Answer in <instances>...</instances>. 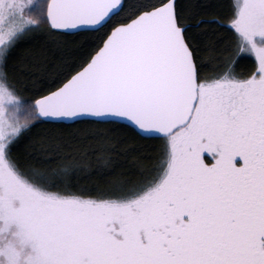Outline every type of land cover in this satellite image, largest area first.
<instances>
[{
  "label": "snow or ice",
  "instance_id": "1",
  "mask_svg": "<svg viewBox=\"0 0 264 264\" xmlns=\"http://www.w3.org/2000/svg\"><path fill=\"white\" fill-rule=\"evenodd\" d=\"M33 4L0 0V264H264V0H239L229 25L188 24L175 0H44L26 17ZM206 23L234 29L248 75L202 73L191 30ZM113 24L19 124L8 66L23 37ZM29 117L126 119L164 139V167L105 195L69 191L12 156Z\"/></svg>",
  "mask_w": 264,
  "mask_h": 264
},
{
  "label": "trees",
  "instance_id": "2",
  "mask_svg": "<svg viewBox=\"0 0 264 264\" xmlns=\"http://www.w3.org/2000/svg\"><path fill=\"white\" fill-rule=\"evenodd\" d=\"M233 2L234 0H177L176 5L188 24L195 25L200 20H219L224 25H229L235 9ZM43 3L44 0H34L31 9L26 11L28 14H39ZM124 3L131 6L136 0H124ZM112 26L114 24L98 30L64 35L65 40L76 43L70 45L72 53L64 61L67 64L58 69H52L46 63L53 61L52 56L43 59L42 52L46 50L35 43L37 37H23L8 66L9 76L13 78L17 89L15 93L22 100L23 117L32 112L30 98L46 94L70 78L69 74L85 61ZM191 32L199 49L202 73L215 78L218 72H226L231 68L233 74L243 77L252 71L255 58L250 54L240 58L239 47L242 45H239L238 36L231 27L206 23L200 28H193ZM50 72H56L62 78L50 84ZM21 77L26 79L27 84ZM43 83H47V86L42 85ZM41 86L44 87L37 88ZM29 125L30 129L22 130L23 136L13 147L12 156L35 170L55 174L62 182L61 187L91 196L114 191L113 184L110 183L116 178L124 182L130 179V166L127 164L131 162L133 165L132 157L138 155L139 150L147 147L148 143L157 142L158 149H161V138L143 137L130 126L116 121L82 120L72 124H54L48 121L36 123L29 117Z\"/></svg>",
  "mask_w": 264,
  "mask_h": 264
},
{
  "label": "rangeland",
  "instance_id": "3",
  "mask_svg": "<svg viewBox=\"0 0 264 264\" xmlns=\"http://www.w3.org/2000/svg\"><path fill=\"white\" fill-rule=\"evenodd\" d=\"M237 3H239V0H234L233 2L234 7ZM27 11L25 10L26 17L29 15ZM64 35L65 34L50 36L44 30H40V31L30 30L28 34L25 35L24 37H27V38L37 37V40L35 43H38L40 46H42L46 50V52H42L44 53L43 59L46 60L47 58H50V56H52L54 58L53 61L51 63L50 62H46V63L47 65L50 64V68L58 69L67 64L64 61L65 59L68 60L72 53L71 52L72 48L70 47V45L76 43V42L71 43L70 41L65 40ZM40 37L41 39H39ZM39 55H40V52H39ZM250 55L255 58L254 54H250ZM78 70H79V67L74 71L76 72ZM74 71H72L69 75H71ZM55 73L56 72H53L51 74V77L49 78L50 84L53 82H58V80L62 78L61 75L57 76ZM21 80L24 81L25 84H27L25 81L26 79L24 77H21ZM45 84L47 83H43L42 85L47 86ZM44 86L37 87V88L41 89ZM34 90H37V89L34 88ZM14 95L17 97L19 101V105H18L20 108L19 124H23L24 117H23V111L21 110L22 100L18 97L16 93H14ZM6 107L8 109L9 115L11 116L12 111L17 107V105L11 104V105H7ZM160 142L161 144H159V146L161 145V149H158L157 142L148 143L147 147L144 146L141 150H139L140 153L138 155L136 154L134 155V157H132L134 164L131 165V162L127 164L128 166H130L129 176L131 178L125 182L123 180H118V178H116L112 183H110V184H113V190H116L118 187H133V186L142 185L150 181L152 178H154L155 176L159 174L160 170L164 167L165 160L167 157V150L165 147L164 139L161 138ZM156 155H158L157 159H156ZM237 160L240 161V158L238 157ZM116 175H117V172L115 173V176Z\"/></svg>",
  "mask_w": 264,
  "mask_h": 264
},
{
  "label": "water",
  "instance_id": "4",
  "mask_svg": "<svg viewBox=\"0 0 264 264\" xmlns=\"http://www.w3.org/2000/svg\"><path fill=\"white\" fill-rule=\"evenodd\" d=\"M177 3V0H175V4ZM93 30H97L95 29L94 27H91V28H85V29H80V30H76V31H72V32H69V33H78V32H82V31H93ZM62 85V84H61ZM60 85V86H61ZM59 86V87H60ZM55 90V89H54ZM82 120H89V119H81V120H66L64 122H61V123H65V124H72V123H75V122H78V121H82ZM92 121H98V120H92ZM111 121H116V122H121L125 125H128L130 126L131 128H133L129 122L126 120V119H119V120H111ZM111 121H99V122H111ZM138 134H140L141 136L143 137H146V138H160V137H157L156 135L152 134V133H149V132H144L138 128H133Z\"/></svg>",
  "mask_w": 264,
  "mask_h": 264
}]
</instances>
